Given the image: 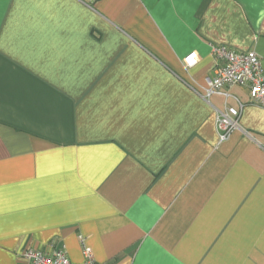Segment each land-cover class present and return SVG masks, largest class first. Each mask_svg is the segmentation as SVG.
<instances>
[{
  "label": "crops",
  "instance_id": "0c3cea01",
  "mask_svg": "<svg viewBox=\"0 0 264 264\" xmlns=\"http://www.w3.org/2000/svg\"><path fill=\"white\" fill-rule=\"evenodd\" d=\"M211 44L264 73V0H0V264H264V108L207 97Z\"/></svg>",
  "mask_w": 264,
  "mask_h": 264
},
{
  "label": "built area",
  "instance_id": "2783aa9c",
  "mask_svg": "<svg viewBox=\"0 0 264 264\" xmlns=\"http://www.w3.org/2000/svg\"><path fill=\"white\" fill-rule=\"evenodd\" d=\"M212 54L217 62L213 78H208L207 97L219 94L229 97L227 88L232 86H248L250 102L264 108V73L262 63L256 52H237L225 46L211 44ZM196 56L185 60V68L191 69L198 63ZM241 108L228 107L216 114V129L219 142L227 141L239 129ZM83 244L84 264H94L92 250ZM26 264H72L63 248L35 249L30 248L22 253Z\"/></svg>",
  "mask_w": 264,
  "mask_h": 264
}]
</instances>
